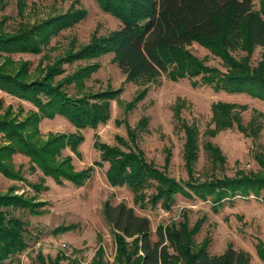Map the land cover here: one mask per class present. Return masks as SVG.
<instances>
[{"label": "trees", "instance_id": "1", "mask_svg": "<svg viewBox=\"0 0 264 264\" xmlns=\"http://www.w3.org/2000/svg\"><path fill=\"white\" fill-rule=\"evenodd\" d=\"M100 8L117 19L121 27L108 36H94L89 44L79 50L67 51L52 64L31 74V61H20L15 68L14 54H40L52 39L63 30L83 20L84 8H71L67 12L51 16L33 26H24L15 32L0 31V90L19 99L29 101L37 110L19 120L12 117L11 108L0 116V172L7 178L24 181L22 165L16 167L13 157L22 154L29 158L30 168L42 173L39 182L31 183L36 192L48 190L46 178L63 185L69 181L83 186L95 170V166L109 163L106 177L111 186H128L134 192V202L142 208L161 203L169 210L177 194L189 199L199 197L218 205L237 195H254L264 202V158L256 156L262 170L238 176L212 177L198 182L193 180V167L198 159L200 132L197 125L184 124L185 165L188 180L185 186L154 162L149 161L137 144V131L127 123L128 138L116 136L118 143L95 140L100 151V160L78 170L71 154L63 151L70 148L79 155V146L85 141L81 131L97 128L111 119V102L118 100L122 88H108L101 92L86 91V81L97 71L100 62L88 64L72 74L57 78L65 72L63 64L78 60H94L113 53L121 71L128 81H151L165 75L173 81L182 78H198L201 84L210 85L216 91L230 94H247L264 101V0H96ZM23 7L26 0H17ZM0 0V7H4ZM193 43L207 48L222 60L226 70L212 66L190 49ZM262 48L261 59L252 64V55L257 47ZM246 54L238 57L235 51ZM15 62V63H14ZM15 68V69H14ZM73 84L74 93L67 90ZM141 91L130 102L128 110L146 96ZM238 105L219 101L213 104L215 130L237 124L238 128L254 135L260 125L253 120L244 126L236 113ZM245 107V106H242ZM178 112L180 108H177ZM65 117L77 131L50 132L43 138L40 122L43 118ZM148 119L140 120L144 126ZM212 159L223 163L225 156L219 147L210 141L205 144ZM169 155V154H168ZM168 160V159H167ZM165 166H168L166 162ZM155 183V192L146 189ZM19 186L12 184L0 192V264L24 252L27 241L26 221L13 210L23 209L41 214L46 201L36 196L18 194ZM103 214L114 231L116 253L111 264H251L250 254L232 244L221 254H211L210 237L197 242L195 235L200 230L196 224L190 228L187 220L179 223L160 224L157 238H152L150 219L138 215L135 209L121 202L104 203ZM74 225L58 226L55 231L65 232ZM259 258L264 261V242L256 246ZM80 264L77 257L56 256L52 264ZM90 264H107L102 246L96 250Z\"/></svg>", "mask_w": 264, "mask_h": 264}, {"label": "rangeland", "instance_id": "2", "mask_svg": "<svg viewBox=\"0 0 264 264\" xmlns=\"http://www.w3.org/2000/svg\"><path fill=\"white\" fill-rule=\"evenodd\" d=\"M4 2L5 6L0 7V31L7 33L18 31L24 26H33L71 8H84L87 11L83 20L55 36L42 53L13 55L15 68L20 66V61H31L32 75L47 64L64 57L67 51L73 48L77 51L89 44L94 36H108L121 27L119 19L104 12L96 0H26L23 7L18 5L17 0ZM189 49L207 64L226 70L222 60L211 54L207 48L193 43ZM261 52L260 46L255 49L252 55L253 65L261 59ZM234 54L240 57L246 53L238 50ZM113 58L114 54L108 53L94 60L66 62L63 64L65 72L57 77L62 78L88 64L100 62L101 67L86 81V91L93 93L108 88H122L119 96L122 102H111V119L97 128L81 129L85 141L79 146L80 154H75L70 148L63 151L64 155L73 156L78 170L100 160V151L94 146L96 139L117 144L116 136L128 138L127 124L137 131V144L143 149L147 159L163 170L166 167L168 174L176 177L183 186L189 178L184 158V124L197 125L200 132V148L193 167V180L203 182L212 177H231L262 170L256 156L264 158V101L244 93L216 91L210 85L201 84L198 78L173 81L161 75L148 82L128 81ZM3 60L0 56V62ZM66 88L70 93L76 91L73 84ZM145 89L146 96L134 108L128 110L127 102ZM219 101L236 103V113L244 126H249L253 120L256 125H260L256 133L249 134L250 127L246 133L240 130L236 123L226 129L215 130L216 121L213 120L212 106ZM8 108L12 110V117L19 120L37 110L29 101L0 90V116L5 115ZM177 108H180L179 112ZM143 117L148 119L144 126L139 123ZM40 129L43 138L50 132L77 131L72 123L59 115L52 119L43 118ZM209 141L222 151L226 158L223 163L214 161L211 153L206 150L205 144ZM166 162L168 166H165ZM13 163L16 167L22 165L26 179H9L0 172V192H5L10 185L17 184L19 188L16 193L36 196L38 200L47 203L43 207L46 210L41 214L23 209L13 210L26 221L29 246L24 252L13 256L9 264H52L61 253L77 257L80 264H90L99 246L105 250L106 263L111 264L115 258L116 243L114 231L103 214L106 201L112 205L124 202L133 207L138 215L147 216L154 240L157 238L156 230L160 224L187 220L190 228L196 224L200 226L195 235L197 242L207 236L211 238V254H221L232 244L250 254L251 264H264L256 249L260 240L264 242V202L254 195H237L214 208L211 200H202L199 197L189 199L177 194L169 210L164 209L161 203L156 206L149 204L142 208L134 202V192L128 186L110 185L106 177L108 162L95 166L92 177L83 186L69 181L59 185L51 178H46L45 184L49 185V189L40 192H36L31 183L39 182L42 173L30 168L29 158L16 154ZM155 190L153 183L146 192L151 194ZM72 224L74 227L68 231H55L58 226ZM62 263L66 264V261L63 260Z\"/></svg>", "mask_w": 264, "mask_h": 264}]
</instances>
